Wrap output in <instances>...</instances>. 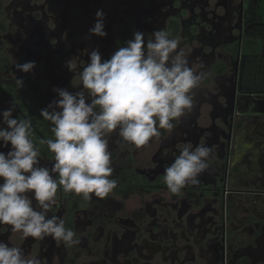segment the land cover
Listing matches in <instances>:
<instances>
[{
    "label": "flooded vegetation",
    "instance_id": "flooded-vegetation-1",
    "mask_svg": "<svg viewBox=\"0 0 264 264\" xmlns=\"http://www.w3.org/2000/svg\"><path fill=\"white\" fill-rule=\"evenodd\" d=\"M263 3L0 0V112L12 107L13 118L31 120L41 166L51 168L54 154L40 140L54 135L40 111L58 99L54 88L82 90L78 71L92 50L103 62L135 32L144 34L146 44L164 29L180 38L189 67L207 74L192 90V110L172 121L170 133L159 129L161 135L141 147L126 144L116 132L106 137L109 178L117 185L105 197L93 193L85 201L58 186V204L47 215L62 219L78 245L24 238L6 224H0V241L41 264H264ZM98 10L105 37L89 33ZM73 58L77 72L66 66ZM29 61L35 62L31 72L17 70L16 64ZM185 144L206 145L212 152L199 183L174 195L164 170ZM10 148L0 146V152Z\"/></svg>",
    "mask_w": 264,
    "mask_h": 264
},
{
    "label": "clouds",
    "instance_id": "clouds-1",
    "mask_svg": "<svg viewBox=\"0 0 264 264\" xmlns=\"http://www.w3.org/2000/svg\"><path fill=\"white\" fill-rule=\"evenodd\" d=\"M103 20L104 14L98 10L96 22L89 29L91 35H107ZM151 36L145 44L144 34L135 32L125 47L103 62L94 49L79 71L77 58L66 62L70 71H78L83 88L75 94L54 88L58 99L40 111V116L51 123L54 135V139L40 140L54 154L51 168L40 165L31 120L13 118L12 107L0 112L4 125L0 126V146L11 145L6 154L0 152V224L10 225L24 238L51 237L68 246L78 245L76 233L65 228L62 219L47 215L58 204V186L65 193L81 195L85 201L93 193L105 197L117 185L109 178L113 168L106 137L116 132L126 144L141 147L159 137V129L170 133L175 127L172 121L192 110V90L207 74L189 67L179 37L170 38L164 29ZM34 67V61L16 64L24 73ZM16 83L23 85L21 79ZM85 93L90 103H86ZM211 152L206 145L185 144L164 170L168 191L179 195L185 185L199 183ZM54 174H58V181ZM0 264H41V260L25 257L21 248L0 241Z\"/></svg>",
    "mask_w": 264,
    "mask_h": 264
},
{
    "label": "trees",
    "instance_id": "trees-1",
    "mask_svg": "<svg viewBox=\"0 0 264 264\" xmlns=\"http://www.w3.org/2000/svg\"><path fill=\"white\" fill-rule=\"evenodd\" d=\"M260 12L264 13V3H263V5H261ZM260 30H261V27L258 26V35H260L259 34Z\"/></svg>",
    "mask_w": 264,
    "mask_h": 264
}]
</instances>
